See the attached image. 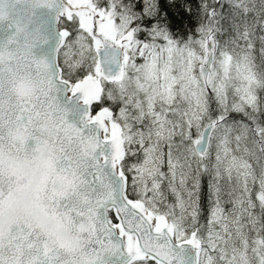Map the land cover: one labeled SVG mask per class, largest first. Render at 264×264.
I'll return each mask as SVG.
<instances>
[{
	"label": "snow or ice",
	"instance_id": "obj_1",
	"mask_svg": "<svg viewBox=\"0 0 264 264\" xmlns=\"http://www.w3.org/2000/svg\"><path fill=\"white\" fill-rule=\"evenodd\" d=\"M0 264H264V0H0Z\"/></svg>",
	"mask_w": 264,
	"mask_h": 264
}]
</instances>
